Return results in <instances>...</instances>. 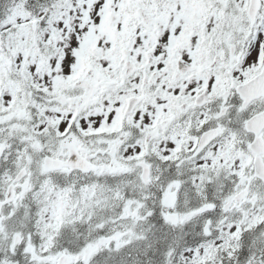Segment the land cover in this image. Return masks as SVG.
<instances>
[{"label":"snow or ice","instance_id":"snow-or-ice-1","mask_svg":"<svg viewBox=\"0 0 264 264\" xmlns=\"http://www.w3.org/2000/svg\"><path fill=\"white\" fill-rule=\"evenodd\" d=\"M0 264H264V0H0Z\"/></svg>","mask_w":264,"mask_h":264}]
</instances>
